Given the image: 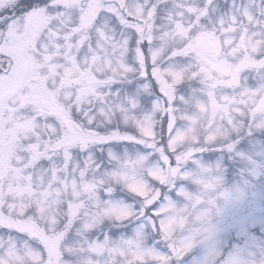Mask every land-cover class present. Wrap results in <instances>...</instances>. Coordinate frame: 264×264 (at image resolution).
<instances>
[{"label": "snow or ice", "instance_id": "6c2138e0", "mask_svg": "<svg viewBox=\"0 0 264 264\" xmlns=\"http://www.w3.org/2000/svg\"><path fill=\"white\" fill-rule=\"evenodd\" d=\"M257 130L264 0H0V264H182L200 241L204 264H264V211L217 241L249 190L264 208V163L236 150Z\"/></svg>", "mask_w": 264, "mask_h": 264}, {"label": "rangeland", "instance_id": "374dc122", "mask_svg": "<svg viewBox=\"0 0 264 264\" xmlns=\"http://www.w3.org/2000/svg\"><path fill=\"white\" fill-rule=\"evenodd\" d=\"M191 46L197 49L207 65L206 71L209 75L213 71L220 75L229 74L232 69L223 66L222 64L215 63L213 60L209 59V55H215L219 50V41L211 35H200L194 41L191 42ZM35 103L41 108H51L55 105V98L52 93L48 90H43L38 92L35 96ZM237 151L245 152L251 160L257 163H264V131H255L249 135L245 131L237 140ZM219 152V149H217ZM208 153L201 154V158L204 162L208 163ZM228 160L229 164H232L236 170V173H241L246 171L250 167L249 160H241L235 158L232 154H224L220 156V160ZM214 162V161H213ZM242 180H232L227 186H233L236 183H242ZM188 187L191 190L195 189V185L189 184ZM251 200V190H249L248 200L242 204L235 207L229 208L223 225L221 226V231L218 234L217 241L219 246L222 248H227L228 237L235 236V229L231 227L233 218L239 215H250L254 213H259L264 211V208L257 206L255 208L250 207L249 202ZM258 236L261 233V226L259 224L255 225L252 229ZM235 242V241H233ZM212 247V242L210 241H200L193 246V248L185 255L182 264H204L209 248ZM259 250V246H257Z\"/></svg>", "mask_w": 264, "mask_h": 264}]
</instances>
